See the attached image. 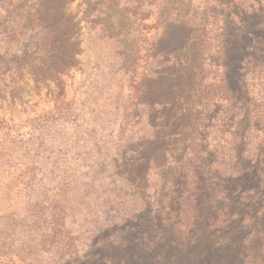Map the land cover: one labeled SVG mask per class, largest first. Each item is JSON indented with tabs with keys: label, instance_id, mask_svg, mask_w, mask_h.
I'll use <instances>...</instances> for the list:
<instances>
[{
	"label": "rangeland",
	"instance_id": "1",
	"mask_svg": "<svg viewBox=\"0 0 264 264\" xmlns=\"http://www.w3.org/2000/svg\"><path fill=\"white\" fill-rule=\"evenodd\" d=\"M229 261L264 264V0H0V264Z\"/></svg>",
	"mask_w": 264,
	"mask_h": 264
},
{
	"label": "trees",
	"instance_id": "2",
	"mask_svg": "<svg viewBox=\"0 0 264 264\" xmlns=\"http://www.w3.org/2000/svg\"><path fill=\"white\" fill-rule=\"evenodd\" d=\"M47 158V157H46ZM42 160V159H41ZM34 180H36V181H34ZM30 184L32 185V184H36V183H38V182H43V179L41 178V179H39V180H37V176H36V174H34V175H32V177L30 178ZM57 187H58V190H57V194H56V196L55 197H58L59 196V194L61 193V191L63 190V189H65L64 187H66L65 185H57ZM58 200V199H57ZM199 256H201V255H199ZM240 259V257H237L236 258V260L238 261ZM249 261V260H248ZM227 264H232L231 263V261H229V262H227ZM233 264H236V261H235V263H233ZM239 264H244L242 261H240V263Z\"/></svg>",
	"mask_w": 264,
	"mask_h": 264
}]
</instances>
